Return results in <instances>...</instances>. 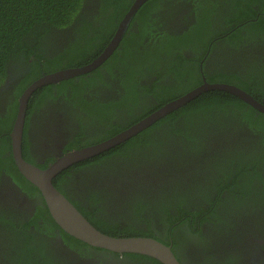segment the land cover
<instances>
[{"label":"trees","instance_id":"trees-1","mask_svg":"<svg viewBox=\"0 0 264 264\" xmlns=\"http://www.w3.org/2000/svg\"><path fill=\"white\" fill-rule=\"evenodd\" d=\"M133 1L0 0V83L8 71L15 73L18 78L14 93L0 113V175L6 172L19 183L29 186V192L40 194L19 173L12 157L9 132L16 116L18 98L42 74L82 66L98 56L111 40ZM173 1L146 0L132 17L113 53L100 67L81 77L86 82L77 84L93 86L98 81L103 84L108 75L118 79L127 89L129 97L126 100L92 103L96 107H105L102 117L109 125L107 130L112 132L110 135L129 127H121L116 121L109 122L118 114L116 109H120L123 104L134 105L146 101L144 106L147 110L138 117L137 122L164 103L200 85L203 77L210 83L234 84L264 104V60H256L254 55L249 57L248 48L244 46L264 41V0H220L218 12L211 9L207 0H188L193 4V12L185 15L183 22L186 23L182 28L171 30L167 16L160 13L167 15L164 10L166 3ZM158 19L161 21L158 22ZM224 27H227L225 31ZM65 31H70L73 39L63 50H53V38ZM221 41L234 48L232 52L238 61H225L227 65L223 61L214 62V65L210 64L211 68L206 67L210 51L222 44ZM224 55L226 53L221 56ZM235 66L240 68L234 69ZM147 77H153V80L142 83ZM70 83L64 81L38 88L30 95L26 112L30 113L43 99L53 97L55 87L57 91L65 90ZM70 86L77 90L74 84ZM148 95L155 97L158 102L156 106H148L149 101L145 98ZM226 125L231 128H224ZM240 128L242 132L249 133L248 139H237L236 143L219 148L221 152L213 160L200 166V171L210 173L212 181L202 184L196 180L199 183L196 188L202 187L197 190L200 197L195 200L193 195L188 196L191 190L189 183L176 185L169 180L155 192L153 187L137 184V192L129 195L130 199L125 203L128 217L124 222H128L127 225L117 221L108 223L96 214L97 210H101L98 204L86 209L75 199L71 200L100 231L112 236L155 238L170 245L181 262V239L178 240L176 234L179 227L203 237L204 222L230 225L233 210L261 212L262 217L253 220V223L264 221V113L237 96L221 90L203 92L124 142L93 159L62 170L53 178V184L64 193L60 181L65 175L70 176L78 167L92 161L98 162L106 156H113V164L124 162L127 167H140L154 162L160 164L172 158H192L203 151L210 152L209 146L213 143L208 141V136L232 137L234 131ZM174 137L183 141L184 148L178 150L185 152V155L181 156V152L170 155V141ZM24 144L23 131V158ZM75 144L70 142L69 146L76 148ZM39 166L44 168L47 165ZM95 199L97 197H93ZM42 203L29 221L14 224L0 216L2 234L7 235L6 244L13 242L11 264H59L52 254L46 255V241L35 239L34 234L27 232L30 224L40 228V219L58 227L44 200ZM64 235L77 244L87 245L65 232ZM114 254L128 257L135 264H162L148 255L127 252Z\"/></svg>","mask_w":264,"mask_h":264},{"label":"flooded vegetation","instance_id":"flooded-vegetation-1","mask_svg":"<svg viewBox=\"0 0 264 264\" xmlns=\"http://www.w3.org/2000/svg\"><path fill=\"white\" fill-rule=\"evenodd\" d=\"M207 2L212 6L211 9L214 12H218L222 1L207 0ZM192 7L193 4L188 0H175L166 3L164 10L168 14L160 13V15L167 16L171 30L180 29L186 23L183 22L185 15L193 12ZM160 21L158 19V22ZM170 29L169 31H171ZM226 29L227 27H224L223 30ZM70 33V31L60 32L58 37L53 38L51 45L53 50L60 51L67 47L73 39ZM244 46L248 48L246 51L249 53V57L254 55L256 60H264V41ZM232 51L234 48L222 42L210 51L209 58L206 59V67L211 68L210 64L214 65V62L223 61L227 65L225 61H238ZM223 53H226V56H221ZM218 56L220 57L215 59ZM239 68V66L234 67V69ZM91 71L59 81L57 84L71 81L77 90L70 86L71 83L65 90L57 91L55 87L53 97L49 96L43 99L39 106L32 109L30 113H25L24 159L27 162L37 166L48 165L61 153L75 149L74 146H69L70 142L76 143V148H80L113 136L110 135L112 132H108L109 125L102 117L105 107H96L92 103L126 100L129 97L127 89L118 79L110 78L108 75H106L108 79L103 84L98 81L93 86L86 84L78 86L77 84L86 82L81 77ZM118 75L119 73H117ZM152 80L153 77H147L142 83H150ZM17 82L18 78L15 77V73L8 71L6 78L0 83V113L4 111L5 103L14 93ZM142 98L144 97L140 99ZM145 98L149 101V104L147 103L149 107L158 104L152 95ZM88 103H90L89 106H87ZM144 104L146 105V101H139L134 105L123 104L120 107L121 110L116 109L118 114L109 122L116 121L121 127L130 126V123L134 124L138 117L144 115V111L147 110ZM241 130L240 128L234 131L232 137L208 136V141L213 143L209 146L210 152L203 151L192 158L176 160H172V158L160 164H155L156 162L153 163L154 165L143 164L140 165L141 168L137 165L127 167L123 164L124 162L113 164V156H106L98 162L92 161L78 167L70 176L65 175L64 179L60 181V186L70 201L75 199L86 209H91V206L98 204L101 210H97L96 214L102 216L108 223L113 224L114 221H117L122 225H127L128 222H124L128 217L125 203L129 201V195L137 192L138 188L135 187L137 184L153 187L155 192V189L163 187V184L169 180L174 184L177 183L176 185L189 183L191 190L188 196L193 195L194 200L200 197L197 190L202 186L196 188V184L212 181L210 173L200 171V166L213 160L216 154L221 152L219 148L234 144L237 139L244 137L248 139L249 133H244ZM228 139H230L229 144ZM170 144V155L181 152L182 150L178 149L184 148L183 141L177 137H174ZM181 153V156L186 154L185 152ZM93 158L94 156L88 159ZM69 167H73V165ZM184 179L187 181L183 182ZM161 182L163 183L160 185ZM91 194L94 195L90 197ZM93 197H97L95 199L97 202L93 200ZM42 201L38 192H29V186L19 183L8 173L3 172L0 175V216L11 220L14 224L29 221L35 214L37 206L43 205ZM239 212L236 210L231 212L230 225L204 222L202 224L203 237L179 227L176 234L178 235L177 239H181L182 264H264V221L253 223V220L262 217V213H252L251 210H240ZM238 215L240 218H237ZM38 225L40 228L30 224L27 229L28 234L32 233L35 235V239L46 241V255L52 254L59 264H135L130 258L117 256L114 254L115 252L97 249L88 244H77L67 238L59 227H55L46 220L40 219ZM6 236L2 234L0 225V264H11L13 242L7 245Z\"/></svg>","mask_w":264,"mask_h":264},{"label":"water","instance_id":"water-1","mask_svg":"<svg viewBox=\"0 0 264 264\" xmlns=\"http://www.w3.org/2000/svg\"><path fill=\"white\" fill-rule=\"evenodd\" d=\"M145 1L146 0L133 1L128 11L119 22L109 43L93 60L82 66L64 68L42 74L24 89L18 98L16 116L11 131L9 132L11 152L19 173L38 189L50 216L63 232L90 246L109 250L111 252L119 254L126 252L138 253L153 257L162 264H181L172 252L170 245H167L160 240L144 236H112L97 229L86 219L75 205L54 186L53 178L69 166L88 158H92L93 156L124 142L128 138L150 126L156 120L183 106L201 93L209 90L226 91L251 105L257 111L264 113V104L255 99L251 94L234 84L223 82L210 83L203 77V82L200 85L185 94L164 103L147 116L117 132L110 138L91 145L67 150L61 153L57 159L44 168L27 162L23 158L21 152L24 119L30 95L38 88L45 85L56 84L61 80L87 73L101 65L116 49L128 28L132 17Z\"/></svg>","mask_w":264,"mask_h":264}]
</instances>
